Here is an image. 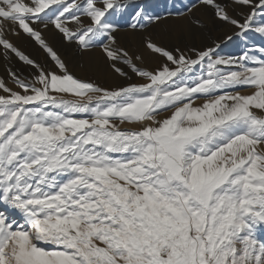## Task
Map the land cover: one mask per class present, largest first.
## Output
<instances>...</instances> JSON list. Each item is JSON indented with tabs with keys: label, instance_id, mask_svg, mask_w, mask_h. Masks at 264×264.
Segmentation results:
<instances>
[{
	"label": "snow or ice",
	"instance_id": "obj_1",
	"mask_svg": "<svg viewBox=\"0 0 264 264\" xmlns=\"http://www.w3.org/2000/svg\"><path fill=\"white\" fill-rule=\"evenodd\" d=\"M201 3L236 35L264 36V22L257 24L264 0H232L250 9L243 23L227 3ZM129 7L132 29L163 18L135 0H0V46L38 70L31 83L10 72L22 92L0 80L8 93L0 95V264H264V47L221 57L217 44L192 49L193 59L149 40L147 48L175 67L146 71L126 50L104 45L110 61L148 81L110 90L70 74L31 26L52 24L84 49L104 36L115 44L106 16ZM81 16L91 24L84 27ZM69 18L81 28L70 29ZM5 24L34 38L59 71L20 51ZM197 65L202 75L194 74ZM197 99L204 103L194 106ZM125 123L139 128L122 129Z\"/></svg>",
	"mask_w": 264,
	"mask_h": 264
},
{
	"label": "rangeland",
	"instance_id": "obj_2",
	"mask_svg": "<svg viewBox=\"0 0 264 264\" xmlns=\"http://www.w3.org/2000/svg\"><path fill=\"white\" fill-rule=\"evenodd\" d=\"M23 2H28V0H23ZM68 2L71 3L72 0H68ZM218 2L222 4H229V14L234 18L240 20L241 23H243L244 15H246L250 10L247 6L240 7L238 5L232 4V0H218ZM76 3L82 4L83 0H76ZM135 3L140 7H143L147 15L159 14L163 18L158 22H149L148 20H145L143 21L145 25L144 27L141 28L138 26L136 29H132L130 27V24L134 22L132 20V16L135 9L132 7H129L127 9H117L114 14L106 16V19L109 21V23H112L116 28V31L112 33V35L116 37L115 44H112L111 39L108 36H104L98 38L93 42L95 45L94 47L84 49L78 44V41L67 40L63 36V34L60 33L59 30L56 29L52 24H49V26L45 28L42 23L37 22L39 28L36 29L41 31L42 37L52 48L54 41L61 44L59 50L57 48H53V50L57 52L61 60L65 63L70 74L78 79L96 83L100 87L104 88H107L108 86L96 79L95 71L89 70L88 57L85 52L89 51L93 54L95 52V49L101 48L103 52V54L101 55L102 61L106 62L109 68L113 70L111 65L115 63L117 67H120L125 72H127L125 68L129 67L122 61H110L107 58L106 53L103 51L104 45H109L112 48H122L126 50L129 53V56L132 58L133 63H135L138 68L146 71H155L158 69L147 66L145 56H143L146 51L150 54V58H159L162 64L168 63L171 67H175L174 65H171L165 57L160 54L153 53L150 49L147 48L146 45L149 40L157 44L158 46L172 52L174 55L183 53L193 59L196 58V53L191 51L192 49H195L196 52H199L207 48H215L217 44H220L217 52L221 57H239L245 50L257 51L259 48L264 47V36H261L260 34L254 32L249 33L245 37L236 35V33L239 32V29L216 18L214 16L213 10L210 7L203 5L201 3V0H135ZM169 13H172V15H168ZM177 13H182V15H177ZM196 15H198L200 21L196 20ZM81 20L83 21L84 27L91 24V20L86 16H81ZM67 22L74 23L75 21H72L69 18ZM261 22H264V17L257 18V24ZM68 27L73 30H79L81 28V25H77L75 23L73 27ZM46 29H52L55 34L50 35ZM17 31H20V35L18 36L15 35L13 31H10V33L6 32V38H8L25 55L29 56L31 59L40 64V66L45 70L59 71L55 61L51 59V57L43 48H41L39 43L34 38L29 37L27 34L23 33L22 30L17 29ZM46 32H48V34H46ZM57 33L59 34V36H56ZM23 35H25L26 37L25 40L23 39ZM229 35L233 36V39L231 41H228L226 39V37ZM50 36H52V38ZM53 36H56V38ZM48 38H51V41H49ZM33 45H35L36 47ZM177 49H179V52H177ZM36 51L38 52L37 55H35ZM40 53L45 56V60H42ZM137 56L142 57V59H136ZM47 58L51 60L50 64H47ZM20 63L23 67V61H21L14 53H11L10 51L6 55L3 46H0V80L5 81V84L9 82L10 84L16 85L13 82L12 76L10 75V72H15L20 79H25L29 83L33 82L38 70L30 65H27L26 63H24L25 66L23 68H19V66H21ZM98 63L99 62L96 61L95 65ZM48 66H50V69H48ZM198 67L202 69L203 65H197L194 69V74L202 75V71L198 72ZM221 67L227 70L228 66ZM21 69H23V71ZM129 69L131 70L130 67ZM24 70L32 71L27 72ZM114 73L118 76V81L114 82L115 84L113 83L108 87V89L110 90L122 86L127 87L130 84H143L148 82L145 78L137 75L132 70L131 73L127 72L126 77L120 76L115 71ZM194 74H189V79L186 80L187 83H192L193 79L195 78ZM226 91H239L242 95H247L251 94L253 89L228 88L226 89ZM219 94L222 93H216V95ZM3 95H8V93L3 92ZM55 95H57L58 98L63 96L64 99H76L71 94L56 93ZM202 103H204L203 99H197L194 106H199ZM35 106L36 105H29L28 107ZM48 110L62 111L60 108H53L52 106H49ZM170 115L171 110L164 111L161 112L160 115H158L157 119H164ZM72 118L82 119L89 118V116L88 114L84 113H75L72 115ZM116 122L119 123L118 121ZM120 127L122 129L139 128V124L125 123L121 124ZM258 235L261 239H264V230H261Z\"/></svg>",
	"mask_w": 264,
	"mask_h": 264
},
{
	"label": "bare ground",
	"instance_id": "obj_3",
	"mask_svg": "<svg viewBox=\"0 0 264 264\" xmlns=\"http://www.w3.org/2000/svg\"><path fill=\"white\" fill-rule=\"evenodd\" d=\"M118 12V11H117ZM210 15V14H209ZM197 18L196 20L200 21V19L198 18V15H196ZM200 17V16H199ZM206 20V19H205ZM208 20V19H207ZM206 23V22H205ZM67 25L68 26H72L75 25V22H67ZM208 25V24H207ZM221 25V24H220ZM31 26H33V28H39V25L37 23H33ZM224 26V25H223ZM205 27V26H204ZM10 28H12L11 25H8V24H5V30L7 33H10ZM50 28V27H49ZM211 28V27H210ZM79 29V28H78ZM47 30V29H46ZM49 32L50 35H54L55 33L52 31V29H48L47 30ZM200 31V30H199ZM48 32H46V34H48ZM200 33V32H199ZM198 33V34H199ZM203 33V32H202ZM217 33V32H216ZM22 34V33H21ZM44 34V33H43ZM8 35V34H7ZM45 35V34H44ZM59 36V34L57 33L56 36ZM12 36V35H11ZM56 36H53L56 38ZM52 38V36H50ZM222 37V36H221ZM50 38V39H51ZM8 39V38H7ZM23 39L25 40L26 37L25 35H23ZM22 39V40H23ZM49 38L48 40L51 41ZM192 40V39H191ZM226 40V39H225ZM222 43V42H221ZM68 44V43H67ZM198 45V44H197ZM244 45V44H243ZM35 46V45H33ZM61 44H59L58 42L56 43L54 41L53 43V48H57L59 50ZM36 47V46H35ZM198 47V46H196ZM66 48V46H65ZM37 49V48H36ZM87 51V50H86ZM95 52L92 54L91 52H85L87 57H88V63H89V70L91 71H95L96 72V79L105 84L106 86H110L111 84H113L114 82H117L118 81V76L115 75L114 73V70H112L111 68H109V66L107 65L106 62L102 61V57L101 55L103 54L101 48L99 49H95L94 50ZM104 51V50H103ZM43 52V51H42ZM150 52V51H149ZM154 53V52H153ZM38 52L36 51L35 55H37ZM149 53L146 51L144 53L143 56H145V61H146V64L148 67H152V68H159L161 65H162V62L159 58H150L149 57ZM40 56L42 58V60H45V56L42 55V53H40ZM47 56V55H46ZM104 58V57H103ZM108 58V57H107ZM104 60V59H103ZM99 62L98 64L95 65V62ZM51 60L49 58H47V64H50ZM118 62V61H117ZM21 66H19V68H23L25 66V64L23 63V67H22V64L20 63ZM124 66V65H123ZM146 66V67H147ZM53 68V67H52ZM48 69H50V66H48ZM23 71V69H21ZM19 70V71H21ZM33 70V69H32ZM32 70H24V71H27V72H31ZM125 70L127 72H130L131 73V70L129 69V67L125 68ZM201 71V69L198 67V72ZM197 72V73H198ZM129 73V74H130ZM5 82V81H4ZM115 84V83H114ZM7 87H9L10 89L14 90V91H18V92H22V89H20L18 86L16 85H13V84H10L9 82L5 84ZM107 87V88H108ZM3 89H0V95H3ZM200 103V102H199Z\"/></svg>",
	"mask_w": 264,
	"mask_h": 264
}]
</instances>
